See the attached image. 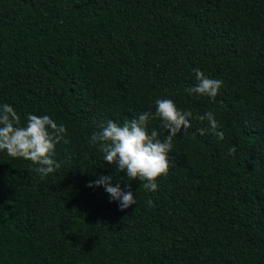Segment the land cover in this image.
Segmentation results:
<instances>
[{
  "label": "trees",
  "instance_id": "1",
  "mask_svg": "<svg viewBox=\"0 0 264 264\" xmlns=\"http://www.w3.org/2000/svg\"><path fill=\"white\" fill-rule=\"evenodd\" d=\"M195 68L223 81L214 100L185 91ZM157 98L193 115L146 192L90 136ZM4 103L21 124H64L68 143L43 179L0 152V264H264V0H0ZM208 111L223 140L197 131ZM100 176L136 204L88 187Z\"/></svg>",
  "mask_w": 264,
  "mask_h": 264
},
{
  "label": "clouds",
  "instance_id": "2",
  "mask_svg": "<svg viewBox=\"0 0 264 264\" xmlns=\"http://www.w3.org/2000/svg\"><path fill=\"white\" fill-rule=\"evenodd\" d=\"M196 84L185 89L189 95L206 96L215 99L223 81L210 78L199 68L193 69ZM155 111L139 113L131 120L122 124L108 119L99 125V130L90 136V143L98 146L103 154V161L115 165L117 172H125L128 180H138L146 192L158 190L157 180L169 171V153L172 150L173 139L181 130L191 127L189 118L192 112L180 110L169 98H157L154 101ZM207 121L208 127L197 129L200 135L210 131L220 140L224 133L218 131L220 124L212 111L196 117ZM159 120L160 128L167 134L160 138L156 128L149 129V122ZM67 128L49 115L38 116L28 113L26 122L21 124L20 115L8 103L0 105V152L7 156L30 161L36 167L33 169L42 179L60 168V163L54 159L55 147L66 139ZM235 149L230 150V154ZM111 176H100L91 181L88 187L103 186L112 201L118 202L121 211L136 204L135 194L130 186L127 191L121 189L119 183L113 186ZM148 206L155 207L153 201H147Z\"/></svg>",
  "mask_w": 264,
  "mask_h": 264
}]
</instances>
